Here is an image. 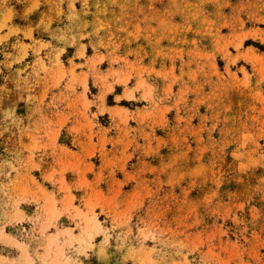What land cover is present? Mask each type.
<instances>
[{
	"label": "rangeland",
	"instance_id": "obj_1",
	"mask_svg": "<svg viewBox=\"0 0 264 264\" xmlns=\"http://www.w3.org/2000/svg\"><path fill=\"white\" fill-rule=\"evenodd\" d=\"M0 264H264V0H0Z\"/></svg>",
	"mask_w": 264,
	"mask_h": 264
},
{
	"label": "crops",
	"instance_id": "obj_2",
	"mask_svg": "<svg viewBox=\"0 0 264 264\" xmlns=\"http://www.w3.org/2000/svg\"><path fill=\"white\" fill-rule=\"evenodd\" d=\"M1 47V46H0Z\"/></svg>",
	"mask_w": 264,
	"mask_h": 264
}]
</instances>
